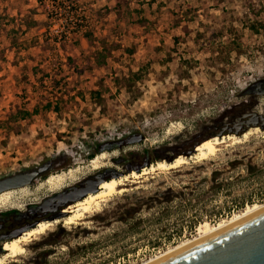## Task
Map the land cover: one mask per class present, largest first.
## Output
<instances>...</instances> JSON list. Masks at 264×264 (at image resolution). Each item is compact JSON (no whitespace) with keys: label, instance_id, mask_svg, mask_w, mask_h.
Here are the masks:
<instances>
[{"label":"rangeland","instance_id":"rangeland-1","mask_svg":"<svg viewBox=\"0 0 264 264\" xmlns=\"http://www.w3.org/2000/svg\"><path fill=\"white\" fill-rule=\"evenodd\" d=\"M259 82L264 0H0V179L52 166L0 212L104 170L185 159L128 179L75 225L54 220L3 264H141L264 203V130L234 127L264 116V93L245 94ZM132 135L143 141L100 150ZM212 138H224L215 155L192 158ZM90 154H104L97 169Z\"/></svg>","mask_w":264,"mask_h":264},{"label":"water","instance_id":"water-1","mask_svg":"<svg viewBox=\"0 0 264 264\" xmlns=\"http://www.w3.org/2000/svg\"><path fill=\"white\" fill-rule=\"evenodd\" d=\"M262 117L261 115H255ZM253 116L247 120L244 125L246 129L249 127H259L264 130V123H259ZM231 133V130H228ZM243 132L240 128H236L235 134ZM222 133L218 135L221 137ZM143 141V136L132 135L125 141H117L113 144L117 147L139 144ZM200 143L193 144L192 150ZM104 146L100 147L102 150ZM192 151L186 156H191ZM175 158L167 163H170ZM150 165V164H148ZM135 171L140 170L146 166ZM51 163L48 162L40 167L32 170L17 173L12 176L0 179V194L6 191L15 190L32 185L36 180L41 178L51 169ZM122 174H117L109 179L120 178ZM106 181V176L95 174L84 180L85 186L73 191L69 194L57 193L52 197L45 199L40 205V209L48 207V211L56 212L62 210L54 220H62L68 212H64L66 208L74 203L81 201L88 194H95L100 184ZM22 230L18 231L20 234ZM151 264H264V209L248 216L235 224L213 234L202 240L194 242L182 249H179Z\"/></svg>","mask_w":264,"mask_h":264},{"label":"bare ground","instance_id":"bare-ground-1","mask_svg":"<svg viewBox=\"0 0 264 264\" xmlns=\"http://www.w3.org/2000/svg\"><path fill=\"white\" fill-rule=\"evenodd\" d=\"M248 134L245 133L243 136L246 137ZM264 135V132H263ZM227 139H232L234 142H238L236 137H228ZM224 143V138L217 139L212 138L205 140L201 142L195 149V155L192 157L196 159L197 161L200 160H206L209 156L215 155L217 148L219 144ZM104 154H100L93 158L91 160L92 168L97 169V162L99 159L103 158ZM185 164V159L183 157H177L172 162L166 163L164 161L156 162L153 165H150L147 168H144L140 171V173L131 172L127 176L121 177V178H112L109 180H106L102 184H100L98 191L95 194H88L84 199L81 201H78L74 203L73 205H70L68 208L65 209L64 212H68V216L62 219V223L65 226L75 225L78 221H80L85 214L93 212L94 209H97L100 205V203H103L107 201L109 198H111L114 195L120 194L124 192V184L128 181V179L137 180L140 179L156 170H169L178 167L179 165ZM71 172V171H69ZM57 177H51L46 180V182H49L54 178H59L60 175H55ZM18 192L22 195H27L29 193V190L27 187L19 188L14 191H6L0 194V201H7L10 197L11 193ZM264 209V203L259 205H252L250 207H247L242 212L234 215L232 218L228 219L227 221H223L216 226L209 227L207 225H201L199 227L198 235L190 240H187L183 243H180L179 245H176L175 247L168 249L167 251L160 253L156 255L155 257L142 262L141 264H151L179 249H182L194 242H197L199 240H202L210 235H213L233 224L236 222L251 216L259 211ZM59 221L54 222H41L35 228L29 230L28 232L22 234L20 237L13 239L9 242H5L2 245V250L4 251L3 255L0 257V264H3V261L9 258H16L17 256H20L24 253L23 247L27 245L31 239L35 236L42 235L46 231H48L52 226L56 225Z\"/></svg>","mask_w":264,"mask_h":264},{"label":"flooded vegetation","instance_id":"flooded-vegetation-1","mask_svg":"<svg viewBox=\"0 0 264 264\" xmlns=\"http://www.w3.org/2000/svg\"><path fill=\"white\" fill-rule=\"evenodd\" d=\"M253 116H255V114L242 117L241 119H239V121H237V124L234 125V127L240 128L242 126H245L244 123L247 120L251 119ZM254 118L259 123H264L263 115L262 117L255 116ZM218 126L220 128H223L222 124H219ZM130 168H133L134 170L137 169L136 166H133V167L128 166L124 168V171L127 172V170H129ZM84 186H85V182L84 180H82L70 187H67L61 193L69 194ZM61 212L63 211L62 210H58L56 212L48 211V207H44V209H40L38 204L28 205L25 210H21V211L20 210H8L6 212H0V247L5 242H9L13 239H16L20 237L22 234L33 229L40 222L52 221ZM19 230H22L20 234H18Z\"/></svg>","mask_w":264,"mask_h":264},{"label":"trees","instance_id":"trees-1","mask_svg":"<svg viewBox=\"0 0 264 264\" xmlns=\"http://www.w3.org/2000/svg\"><path fill=\"white\" fill-rule=\"evenodd\" d=\"M86 35V39H88L89 38V34H85ZM94 94V96H99V94H97L96 92H93ZM262 93H264V84L262 83V82H259V83H253V84H251V85H249L246 89H245V94H248V95H259V94H262ZM44 108L46 109V110H50L51 109V106H50V104H46L45 106H44ZM52 110H56V107H52ZM33 114H36L37 113V111L36 110H34L33 112H32ZM31 114L29 113V112H27V111H23V110H21V111H18L17 113H16V117H18V119H20V120H25V119H27L29 116H30ZM104 146V148L105 149H113V148H115V145L113 144V143H110V144H104L103 145ZM92 157H93V154H90V155H88V159H92ZM100 176H107L106 177V180H109V176H110V171H108V170H104V171H102L101 173H100ZM57 234H52V236H56Z\"/></svg>","mask_w":264,"mask_h":264}]
</instances>
